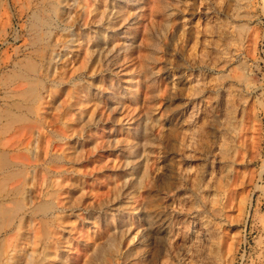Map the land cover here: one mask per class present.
<instances>
[{
	"label": "rangeland",
	"instance_id": "374dc122",
	"mask_svg": "<svg viewBox=\"0 0 264 264\" xmlns=\"http://www.w3.org/2000/svg\"><path fill=\"white\" fill-rule=\"evenodd\" d=\"M0 156V264H264V0H0Z\"/></svg>",
	"mask_w": 264,
	"mask_h": 264
},
{
	"label": "bare ground",
	"instance_id": "6f19581e",
	"mask_svg": "<svg viewBox=\"0 0 264 264\" xmlns=\"http://www.w3.org/2000/svg\"><path fill=\"white\" fill-rule=\"evenodd\" d=\"M43 23L44 21L38 18L36 19V22L34 23V41L35 42H42L43 35H46L42 32V29H41L42 26L44 25ZM46 45H47L46 47L41 49L42 51L41 50L39 51L40 55H37L36 57V58H39L40 61H37L36 58L34 61H32L31 59H28V61H26V64H25L26 70L20 71L17 74L13 75V78L14 80H16L17 83H20L21 85L26 86V89L20 92H22L21 95L23 98V102L26 104L25 106L26 110L28 114L34 120L32 125L34 124L33 125V136H34V142H35V145H34L35 150H33V152L31 153H32L33 161H35V163L37 164L40 162L39 160L40 153H39L38 145H39V139H40V131L43 128V125H42L41 118H40L41 116L38 110L33 107H35L34 105H36L37 102L42 99L41 95L43 93L42 91L44 90V83L51 81V79L54 77V74H55L54 60L56 58V54L52 51V49H50V47L52 46L50 45V43L46 42ZM9 165L10 163L6 160L5 156H0V167L4 169V168L10 167ZM12 167H14V165ZM19 172L21 173V171ZM8 174L10 173L8 172ZM16 174L14 175L17 176ZM35 177L36 175L33 173L32 179L34 180ZM20 194H22V192ZM19 206L20 205H17L16 208H19ZM4 214L8 215V220H9L12 214H14V212H7L4 209H0V215H4ZM31 257H32L31 254L27 255L28 259H31Z\"/></svg>",
	"mask_w": 264,
	"mask_h": 264
}]
</instances>
